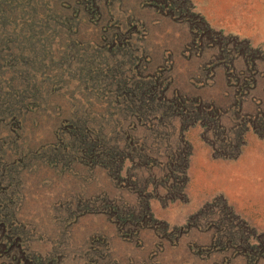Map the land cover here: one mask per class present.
<instances>
[{"label":"rangeland","instance_id":"rangeland-1","mask_svg":"<svg viewBox=\"0 0 264 264\" xmlns=\"http://www.w3.org/2000/svg\"><path fill=\"white\" fill-rule=\"evenodd\" d=\"M263 135L264 0H0V264H264Z\"/></svg>","mask_w":264,"mask_h":264},{"label":"crops","instance_id":"crops-1","mask_svg":"<svg viewBox=\"0 0 264 264\" xmlns=\"http://www.w3.org/2000/svg\"><path fill=\"white\" fill-rule=\"evenodd\" d=\"M218 10L217 11H219L221 8H217ZM226 19V18H225ZM261 20V18L259 17V18H257V20H256V22H257V26L256 27H254V30H248L247 28H238V27H236V25H233V24H228V23H226V22H222V28L223 29H225L226 31H229V32H234V33H238V34H242V35H250V31H251V34H254L255 36H254V38L256 39V40H258V41H256V42H260V38H258V37H261L262 35H259L261 32H262V30H261V28H262V26H260L259 25V23L261 22L260 21ZM256 25V24H255ZM258 31V32H257ZM256 139V138H255ZM252 141H254V138H252ZM259 141V140H258ZM251 147V146H250ZM249 148V147H248ZM252 153V150L250 151V149H249V152H247V154H251ZM257 153H259V152H254V156L253 155H251V156H253V158H255V157H257ZM254 163V162H253Z\"/></svg>","mask_w":264,"mask_h":264},{"label":"trees","instance_id":"trees-1","mask_svg":"<svg viewBox=\"0 0 264 264\" xmlns=\"http://www.w3.org/2000/svg\"><path fill=\"white\" fill-rule=\"evenodd\" d=\"M257 131H258V129H257ZM264 136V135H263Z\"/></svg>","mask_w":264,"mask_h":264}]
</instances>
